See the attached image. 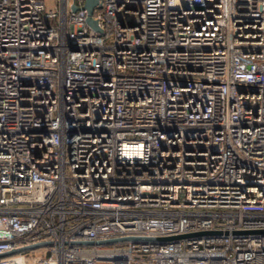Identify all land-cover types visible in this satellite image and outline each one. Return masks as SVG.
Returning a JSON list of instances; mask_svg holds the SVG:
<instances>
[{
    "label": "built area",
    "instance_id": "2783aa9c",
    "mask_svg": "<svg viewBox=\"0 0 264 264\" xmlns=\"http://www.w3.org/2000/svg\"><path fill=\"white\" fill-rule=\"evenodd\" d=\"M54 1L0 0V264H264V0Z\"/></svg>",
    "mask_w": 264,
    "mask_h": 264
},
{
    "label": "water",
    "instance_id": "95a60500",
    "mask_svg": "<svg viewBox=\"0 0 264 264\" xmlns=\"http://www.w3.org/2000/svg\"><path fill=\"white\" fill-rule=\"evenodd\" d=\"M102 6V2L101 0H84L82 5H81V9H85L86 11V16H85V21L88 25H90L93 29L101 32L102 29L101 27H99L97 25V20L95 18H93L92 16V13H93V10L94 8H101ZM69 8L70 10L72 11H75L77 9H79L78 6H76L73 2L70 3L69 5ZM124 237H131V238H136V237H140V236H137V235H126ZM118 238V237H117ZM115 239L114 238H107V239H98V240H88V242H100V241H109V240H113ZM75 241H81V240H75ZM45 242H48V240H44V241H37V242H33V243H30V244H27V245H24V246H21V247H18V248H12V249H9V250H5L3 252H0V255H4V254H7V253H11V252H14V251H17V250H21V249H25V248H29V247H34V246H37L41 243H45Z\"/></svg>",
    "mask_w": 264,
    "mask_h": 264
},
{
    "label": "rangeland",
    "instance_id": "374dc122",
    "mask_svg": "<svg viewBox=\"0 0 264 264\" xmlns=\"http://www.w3.org/2000/svg\"><path fill=\"white\" fill-rule=\"evenodd\" d=\"M45 4V10H56L57 9V3L54 0H44Z\"/></svg>",
    "mask_w": 264,
    "mask_h": 264
}]
</instances>
